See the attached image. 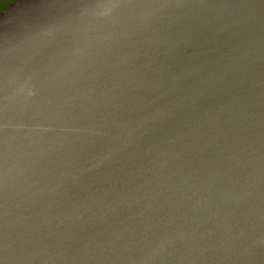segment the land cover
<instances>
[{"label":"water","instance_id":"water-1","mask_svg":"<svg viewBox=\"0 0 264 264\" xmlns=\"http://www.w3.org/2000/svg\"><path fill=\"white\" fill-rule=\"evenodd\" d=\"M0 144L16 264H264V0H13Z\"/></svg>","mask_w":264,"mask_h":264},{"label":"clouds","instance_id":"clouds-1","mask_svg":"<svg viewBox=\"0 0 264 264\" xmlns=\"http://www.w3.org/2000/svg\"><path fill=\"white\" fill-rule=\"evenodd\" d=\"M83 14H88V10L85 9ZM22 252L23 249H17L14 240L6 238L2 246V253H0V264H16L17 260L22 259Z\"/></svg>","mask_w":264,"mask_h":264},{"label":"snow or ice","instance_id":"snow-or-ice-1","mask_svg":"<svg viewBox=\"0 0 264 264\" xmlns=\"http://www.w3.org/2000/svg\"><path fill=\"white\" fill-rule=\"evenodd\" d=\"M3 162H4V150H3V145L0 144V170L3 168ZM2 242H0V253H2Z\"/></svg>","mask_w":264,"mask_h":264},{"label":"rangeland","instance_id":"rangeland-1","mask_svg":"<svg viewBox=\"0 0 264 264\" xmlns=\"http://www.w3.org/2000/svg\"><path fill=\"white\" fill-rule=\"evenodd\" d=\"M13 0H2V2H0V11L4 10L5 7L11 3Z\"/></svg>","mask_w":264,"mask_h":264}]
</instances>
